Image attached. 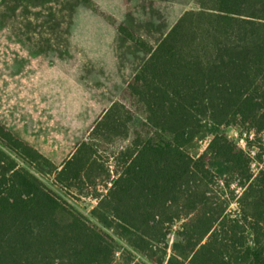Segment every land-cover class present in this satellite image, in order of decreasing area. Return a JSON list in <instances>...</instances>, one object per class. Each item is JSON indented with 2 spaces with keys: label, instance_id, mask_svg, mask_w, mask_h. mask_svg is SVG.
<instances>
[{
  "label": "trees",
  "instance_id": "1",
  "mask_svg": "<svg viewBox=\"0 0 264 264\" xmlns=\"http://www.w3.org/2000/svg\"><path fill=\"white\" fill-rule=\"evenodd\" d=\"M195 5L157 46L117 25L148 53L127 84L132 108L113 103L61 165L0 122V264H114L117 247L17 158L65 190L106 184L92 215L153 264H264V171L253 177L222 132L264 133V0ZM127 140L112 175L100 151Z\"/></svg>",
  "mask_w": 264,
  "mask_h": 264
},
{
  "label": "rangeland",
  "instance_id": "2",
  "mask_svg": "<svg viewBox=\"0 0 264 264\" xmlns=\"http://www.w3.org/2000/svg\"><path fill=\"white\" fill-rule=\"evenodd\" d=\"M93 1L97 11L76 0H0V122L56 165L87 139L113 103L132 108L127 84L148 53L123 36L117 25L128 26L157 46L179 17L196 6L195 0ZM137 118L139 124L141 117ZM239 130L238 126L222 128L243 150ZM251 140L245 146L246 153L254 148L263 163L264 133ZM208 142L200 143L199 153ZM128 143L118 141L107 152L100 151L104 159L108 158L112 175L113 151ZM17 160L69 209L116 239L114 264H153L92 215L99 200L94 193H106V184L100 182L96 190L86 188L83 193L65 190L55 184L54 175L38 173ZM219 184L224 185L222 181ZM232 188L237 195L244 190L236 183ZM237 208L233 202L230 210ZM179 226L177 223L168 237L170 247L179 239Z\"/></svg>",
  "mask_w": 264,
  "mask_h": 264
},
{
  "label": "built area",
  "instance_id": "3",
  "mask_svg": "<svg viewBox=\"0 0 264 264\" xmlns=\"http://www.w3.org/2000/svg\"><path fill=\"white\" fill-rule=\"evenodd\" d=\"M241 131L239 130L238 132H242L243 135L241 137V141L243 143V150L245 151V146L247 143H251L253 140H251L255 135H257V133L255 131L252 130H246V129H242L240 128ZM239 133L236 134V136L238 137ZM246 152V151H245ZM248 155L251 158V171L253 173V177L258 176L262 171H264V160L263 163L261 162V158L260 160L257 159V151L253 148L249 151ZM223 182V181H222ZM237 184V183H236Z\"/></svg>",
  "mask_w": 264,
  "mask_h": 264
}]
</instances>
